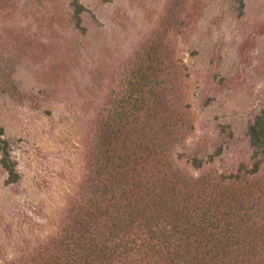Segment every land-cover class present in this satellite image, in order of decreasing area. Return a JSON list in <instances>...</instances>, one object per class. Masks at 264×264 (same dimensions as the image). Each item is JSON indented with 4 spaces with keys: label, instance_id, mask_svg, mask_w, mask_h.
I'll use <instances>...</instances> for the list:
<instances>
[{
    "label": "trees",
    "instance_id": "obj_1",
    "mask_svg": "<svg viewBox=\"0 0 264 264\" xmlns=\"http://www.w3.org/2000/svg\"><path fill=\"white\" fill-rule=\"evenodd\" d=\"M42 1L57 3L55 11L2 37L19 7L15 0H0V95L19 98L16 72L28 59L46 61L53 81L75 70L72 56L88 33L86 7L69 0L63 13L59 1ZM228 1L243 17L246 0ZM203 4L169 0L168 28L124 63L122 80L112 74L115 85L107 86L93 121L81 191L62 232L27 264H264V189L254 181L264 167V108L247 129L252 156L239 166L197 176L189 168L202 170L233 147L234 131L225 124L211 142L177 152L194 127L179 96L171 31L184 34L199 20ZM65 28L70 35L63 36V47L58 37ZM109 75L106 68L94 71L100 89ZM13 147L0 127L1 164L8 183L18 184L22 174Z\"/></svg>",
    "mask_w": 264,
    "mask_h": 264
},
{
    "label": "rangeland",
    "instance_id": "obj_2",
    "mask_svg": "<svg viewBox=\"0 0 264 264\" xmlns=\"http://www.w3.org/2000/svg\"><path fill=\"white\" fill-rule=\"evenodd\" d=\"M57 1L67 13L70 1ZM168 1L82 0L88 33L81 37L80 53L72 56L75 70L53 81L46 61L28 59L18 66L21 95H0V127L14 140L13 155L22 174L20 183H8L0 154V264H27L62 232L85 178L93 121L109 94L107 86L115 85L112 74L122 80L124 63L155 32L168 28ZM15 2L16 17L2 37L16 26L30 29L57 5ZM66 35L68 29H62L60 44ZM170 38L180 66L181 104L194 127L177 152L211 142L225 124L234 131L233 147L202 170L189 167L193 174L223 172L250 160L247 129L264 108V0H246L241 18L228 0H204L199 20L182 35L171 31ZM99 68L111 75L103 89L94 79ZM254 179L264 189V167Z\"/></svg>",
    "mask_w": 264,
    "mask_h": 264
}]
</instances>
